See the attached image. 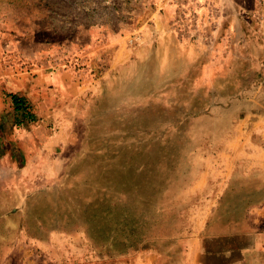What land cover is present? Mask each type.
Wrapping results in <instances>:
<instances>
[{
  "label": "rangeland",
  "instance_id": "obj_1",
  "mask_svg": "<svg viewBox=\"0 0 264 264\" xmlns=\"http://www.w3.org/2000/svg\"><path fill=\"white\" fill-rule=\"evenodd\" d=\"M218 1L0 0V70L62 66L86 84L54 146L35 132L3 151L0 264L35 249L116 264L181 243L203 208L243 207L219 179L234 150L205 117L221 86L197 44Z\"/></svg>",
  "mask_w": 264,
  "mask_h": 264
},
{
  "label": "crops",
  "instance_id": "obj_2",
  "mask_svg": "<svg viewBox=\"0 0 264 264\" xmlns=\"http://www.w3.org/2000/svg\"><path fill=\"white\" fill-rule=\"evenodd\" d=\"M215 5L214 12H204L201 22L209 24L197 44L200 48L210 45L209 51L214 53L206 68L213 70L207 79L214 74L215 78L206 80V85L221 86L206 97L205 117L213 115L222 153L226 148L234 150L224 155L229 160H220L231 168L219 179L227 181L228 196L241 198L244 205L203 208L205 215L195 222L196 230L181 243L145 249L116 264H264V32L242 12L241 0H219ZM85 85L68 67L1 69L0 119L11 109L5 92H12L31 102L37 120L12 129L10 117H6L8 129L0 134V161L13 145H38L39 140L26 137L35 132L54 146L62 137L63 117L83 96ZM50 124L53 127L47 129ZM6 264L62 263L51 262L35 249L14 254Z\"/></svg>",
  "mask_w": 264,
  "mask_h": 264
},
{
  "label": "trees",
  "instance_id": "obj_3",
  "mask_svg": "<svg viewBox=\"0 0 264 264\" xmlns=\"http://www.w3.org/2000/svg\"><path fill=\"white\" fill-rule=\"evenodd\" d=\"M5 96L11 100V109L0 119V134L8 129L5 123L6 117H10L12 129L24 128L37 120L34 108L26 97L12 92H5Z\"/></svg>",
  "mask_w": 264,
  "mask_h": 264
},
{
  "label": "built area",
  "instance_id": "obj_4",
  "mask_svg": "<svg viewBox=\"0 0 264 264\" xmlns=\"http://www.w3.org/2000/svg\"><path fill=\"white\" fill-rule=\"evenodd\" d=\"M252 4L254 7V13H252V15L264 26V0H252ZM70 63H72V61H70Z\"/></svg>",
  "mask_w": 264,
  "mask_h": 264
}]
</instances>
